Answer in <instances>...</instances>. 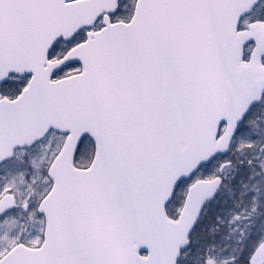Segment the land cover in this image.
Wrapping results in <instances>:
<instances>
[{
	"label": "snow or ice",
	"instance_id": "obj_1",
	"mask_svg": "<svg viewBox=\"0 0 264 264\" xmlns=\"http://www.w3.org/2000/svg\"><path fill=\"white\" fill-rule=\"evenodd\" d=\"M0 264H264V0H0Z\"/></svg>",
	"mask_w": 264,
	"mask_h": 264
}]
</instances>
